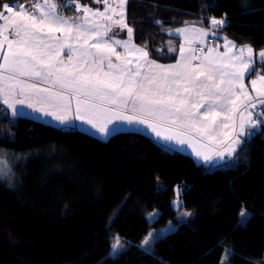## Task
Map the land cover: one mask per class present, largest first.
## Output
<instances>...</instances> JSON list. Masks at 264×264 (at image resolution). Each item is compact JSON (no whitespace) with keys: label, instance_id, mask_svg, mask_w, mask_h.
Segmentation results:
<instances>
[{"label":"trees","instance_id":"16d2710c","mask_svg":"<svg viewBox=\"0 0 264 264\" xmlns=\"http://www.w3.org/2000/svg\"><path fill=\"white\" fill-rule=\"evenodd\" d=\"M55 2L64 5L59 14L79 16L67 0ZM209 2L128 0L133 43L158 63L170 64L176 53L168 46L178 41L167 31L184 22L208 28L210 18L226 16L228 26L217 37L249 44L255 52L264 49V0H251L248 12L240 11L242 0H215L218 7ZM2 108L0 161L5 163L0 169L10 167L14 175L0 178V264H221L225 249L232 253L227 264L264 259V127L228 167L215 169L139 132L100 140L26 116L13 119ZM177 185L184 187L183 207L174 209ZM242 208L249 213L245 223L240 222ZM153 211L159 216L147 221ZM185 211L194 215L178 222L175 215ZM168 221L173 230L157 237L151 251L138 247ZM115 235L130 243L110 255Z\"/></svg>","mask_w":264,"mask_h":264},{"label":"snow or ice","instance_id":"6c2138e0","mask_svg":"<svg viewBox=\"0 0 264 264\" xmlns=\"http://www.w3.org/2000/svg\"><path fill=\"white\" fill-rule=\"evenodd\" d=\"M93 3H103V11L67 0L69 10L83 13L67 18L58 11L64 5L55 0H34L30 8L0 0V106H6L4 115L14 119L27 108L37 119L51 118L62 127H75L79 121L103 140L121 125H140L162 143L188 145L204 162L236 155L247 138L264 127V111L260 118L252 111L264 105V49L258 51L256 61L251 45L238 48L224 37L223 52L218 51V44L205 51L207 38L217 37L228 26L226 16L210 18L208 28L190 27L188 22L175 28L184 38L179 59L161 64L149 57L145 47L133 43V28L126 23L128 0ZM208 6L219 5L210 0ZM250 8L251 0H242L240 11ZM155 23L163 30V21ZM125 29L127 39L120 36ZM168 51L176 48L169 44ZM257 64L261 72H255ZM254 72L253 96L245 78ZM8 175H14L10 167L7 172L0 169V178ZM157 184H161L159 177ZM173 192L172 207H183L184 187L177 185ZM159 214L153 211L145 219L153 221ZM192 215L185 211L181 218ZM239 217L245 223L249 213L242 208ZM172 230L170 223L161 233ZM157 235L149 232L138 247L151 251ZM127 243L115 235L110 255L125 250ZM231 254L225 249L221 264H227Z\"/></svg>","mask_w":264,"mask_h":264},{"label":"crops","instance_id":"0c3cea01","mask_svg":"<svg viewBox=\"0 0 264 264\" xmlns=\"http://www.w3.org/2000/svg\"><path fill=\"white\" fill-rule=\"evenodd\" d=\"M94 9L98 8L100 10H102L104 8V5L102 6H95L93 7ZM81 14H79L80 16ZM186 26V25H185ZM185 26H182V27H185ZM188 26H194L196 28H202L200 25L196 24V23H189ZM172 31H167V35L169 37H172V38H175L178 43L175 44V48H176V59H179V45L180 44H183L184 43V38L182 36H179L178 34L175 33L174 29H171ZM121 38H124V39H127V34L125 33V31H123L121 34H120ZM219 37L222 39L220 40ZM213 37V36H210L208 37L207 39H213L218 45H219V49L218 51L220 52H223L224 51V37ZM230 40V39H229ZM195 45H199V44H194L193 46ZM205 45H206V42H205ZM238 48L240 46H237ZM118 50V49H117ZM207 50V48H205V51ZM234 52L236 51V49L233 50ZM66 59V57H65ZM134 59V58H133ZM176 59L174 62L170 63V64H173L176 62ZM254 59L256 61H259V57H258V52H255L254 51ZM199 61H194V63H198ZM257 72H261V67H259L258 71ZM254 77H251L250 79L248 78V76L245 78V84L248 86V89H249V92L254 96L255 93L252 92V89H251V85H250V80L251 79H254ZM3 107V108H6V106H0V108ZM254 112V115L257 117V118H260L259 117V113H261L262 111H264V105H258L256 109L252 110ZM29 110L27 108H25L24 110V115L22 116H26L28 118H35V117H31L33 115H29L28 114ZM27 114V115H26ZM34 120H41V119H34ZM50 125V124H49ZM53 126V125H52ZM57 127V126H55ZM61 128V127H60ZM66 128V127H65ZM64 128V129H65ZM129 128V126L127 127ZM66 129H69V128H66ZM126 130H130L131 132H139V133H142L148 137H150L151 139H153L154 141H156L157 143L167 147V148H170V149H173V150H176V151H179L181 153H184V154H187L189 155L197 164H202L203 166L205 167H208V168H215V169H218V168H226L228 167L227 165V162H229L232 158V157H225L224 159H220V158H214L212 161H209V162H204L202 159L200 158H197L195 156V153L192 151L191 147H189L188 145H178V144H175V142H161L159 139H154L153 136L154 134H150V130H147L145 129L143 126H140V125H136V126H132L131 128L129 129H126ZM253 136L251 137H248L247 139H251ZM195 157V158H194ZM227 165V166H226Z\"/></svg>","mask_w":264,"mask_h":264},{"label":"rangeland","instance_id":"374dc122","mask_svg":"<svg viewBox=\"0 0 264 264\" xmlns=\"http://www.w3.org/2000/svg\"><path fill=\"white\" fill-rule=\"evenodd\" d=\"M40 2H42V0H40ZM114 6H115V5H114ZM103 9H104V8H103ZM103 9H102L101 11H103ZM77 14H81L80 16L83 15L82 12H79V13H77ZM116 18L118 19V17H116ZM124 31H125V33L127 34L126 29H125ZM118 51H123V49L118 48ZM28 110H29V109H28ZM28 114H29V115H33V116H31V117H35V118H32V119H37V118H36V114L32 113L31 110H29ZM26 115H27V114H26ZM36 121H40V122H43V123H46V124H50V125H53V126H57V127H61V128H65V127L60 126V125L58 124V122L52 121L51 118H45V119H43V120H36ZM127 127H128L127 125H121L120 128H119V130H118V132H116V133H119V132H131L130 130H126V129H129V128H131L132 126H129V128H127ZM66 128H74V129L79 130V131H81V132H84V133H86V134H88V135H91V136H93V137H95V138H98V139H100V140H103V139H101L98 135L95 134V131H94L93 129H91L90 126H88V125H80V122H79V121L76 122V126H75V127H66ZM66 128H65V129H66ZM116 133H113L112 135H114V134H116ZM112 135H111V136H112ZM194 158H195V157H194ZM173 208H174V207H173ZM176 208H178V207H175L174 209H176ZM175 217H176V220H177L178 222H188V221L190 220V217H187V218H181V214H180V213H177V214L175 215ZM170 223H171L172 227H174V223H173V221H168L164 226H162V227H160V228H158V229L153 230V231L157 232V234H158L157 237H161V236L164 235L165 233H168V232H169V231H163V232L161 233V230H165V229H167ZM153 231H151V232H153ZM147 251H148V250H147Z\"/></svg>","mask_w":264,"mask_h":264},{"label":"built area","instance_id":"2783aa9c","mask_svg":"<svg viewBox=\"0 0 264 264\" xmlns=\"http://www.w3.org/2000/svg\"><path fill=\"white\" fill-rule=\"evenodd\" d=\"M33 2H34V0H22L20 3H23V4H25L26 7L30 8V6ZM15 4H19V3H15ZM15 4H13V5H15ZM216 45H217V43L213 39H207L205 48H207L208 46L215 47ZM200 46L201 45H195L194 47H200ZM197 55H199V53Z\"/></svg>","mask_w":264,"mask_h":264}]
</instances>
